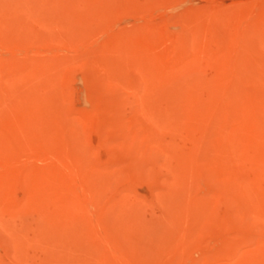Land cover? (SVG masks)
Returning <instances> with one entry per match:
<instances>
[{
	"label": "rangeland",
	"instance_id": "rangeland-1",
	"mask_svg": "<svg viewBox=\"0 0 264 264\" xmlns=\"http://www.w3.org/2000/svg\"><path fill=\"white\" fill-rule=\"evenodd\" d=\"M0 264H264V0H0Z\"/></svg>",
	"mask_w": 264,
	"mask_h": 264
}]
</instances>
